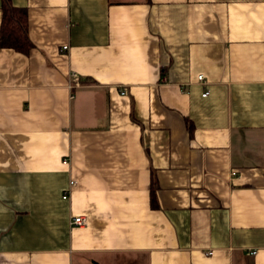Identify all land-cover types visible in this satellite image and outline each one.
<instances>
[{"label": "crops", "instance_id": "obj_1", "mask_svg": "<svg viewBox=\"0 0 264 264\" xmlns=\"http://www.w3.org/2000/svg\"><path fill=\"white\" fill-rule=\"evenodd\" d=\"M12 2L0 264H264V0Z\"/></svg>", "mask_w": 264, "mask_h": 264}, {"label": "trees", "instance_id": "obj_2", "mask_svg": "<svg viewBox=\"0 0 264 264\" xmlns=\"http://www.w3.org/2000/svg\"><path fill=\"white\" fill-rule=\"evenodd\" d=\"M34 46L28 23V12L26 9L17 7L12 0H3L2 22L0 28V47L11 48L22 53H28ZM157 182L152 185V204L156 201Z\"/></svg>", "mask_w": 264, "mask_h": 264}, {"label": "built area", "instance_id": "obj_3", "mask_svg": "<svg viewBox=\"0 0 264 264\" xmlns=\"http://www.w3.org/2000/svg\"><path fill=\"white\" fill-rule=\"evenodd\" d=\"M64 48H67V47H64ZM198 79L199 81H204V75H199ZM75 84L76 85L80 84L79 76L76 73H72V75L70 76V87H73V85ZM122 93L124 94V92ZM204 95H208V92L204 93ZM72 185H73V182H72ZM71 224L72 226H84L87 224V220L82 215H79V216L76 215V216H73Z\"/></svg>", "mask_w": 264, "mask_h": 264}]
</instances>
